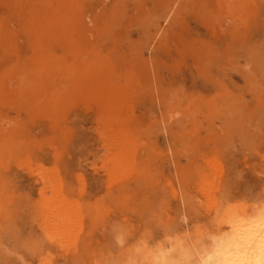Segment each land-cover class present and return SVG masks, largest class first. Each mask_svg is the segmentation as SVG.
I'll return each mask as SVG.
<instances>
[{
  "label": "rangeland",
  "instance_id": "1",
  "mask_svg": "<svg viewBox=\"0 0 264 264\" xmlns=\"http://www.w3.org/2000/svg\"><path fill=\"white\" fill-rule=\"evenodd\" d=\"M263 219L264 0H0V264H198Z\"/></svg>",
  "mask_w": 264,
  "mask_h": 264
},
{
  "label": "bare ground",
  "instance_id": "2",
  "mask_svg": "<svg viewBox=\"0 0 264 264\" xmlns=\"http://www.w3.org/2000/svg\"><path fill=\"white\" fill-rule=\"evenodd\" d=\"M228 227L225 240H219L211 254L200 256L198 264H264V219L250 226Z\"/></svg>",
  "mask_w": 264,
  "mask_h": 264
}]
</instances>
